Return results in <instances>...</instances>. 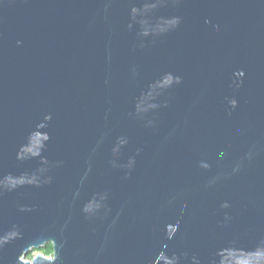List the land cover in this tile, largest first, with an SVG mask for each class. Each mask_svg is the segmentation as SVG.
Returning <instances> with one entry per match:
<instances>
[{
  "label": "water",
  "instance_id": "95a60500",
  "mask_svg": "<svg viewBox=\"0 0 264 264\" xmlns=\"http://www.w3.org/2000/svg\"><path fill=\"white\" fill-rule=\"evenodd\" d=\"M0 264H264V0H0Z\"/></svg>",
  "mask_w": 264,
  "mask_h": 264
},
{
  "label": "trees",
  "instance_id": "16d2710c",
  "mask_svg": "<svg viewBox=\"0 0 264 264\" xmlns=\"http://www.w3.org/2000/svg\"><path fill=\"white\" fill-rule=\"evenodd\" d=\"M44 254H51L52 252V245L48 243L45 247L39 249Z\"/></svg>",
  "mask_w": 264,
  "mask_h": 264
},
{
  "label": "rangeland",
  "instance_id": "374dc122",
  "mask_svg": "<svg viewBox=\"0 0 264 264\" xmlns=\"http://www.w3.org/2000/svg\"><path fill=\"white\" fill-rule=\"evenodd\" d=\"M37 253V251H33L31 254L28 255V258H30L33 254Z\"/></svg>",
  "mask_w": 264,
  "mask_h": 264
},
{
  "label": "flooded vegetation",
  "instance_id": "af4514ba",
  "mask_svg": "<svg viewBox=\"0 0 264 264\" xmlns=\"http://www.w3.org/2000/svg\"><path fill=\"white\" fill-rule=\"evenodd\" d=\"M35 251H37V252H41L40 250H35ZM52 253V252H51Z\"/></svg>",
  "mask_w": 264,
  "mask_h": 264
}]
</instances>
